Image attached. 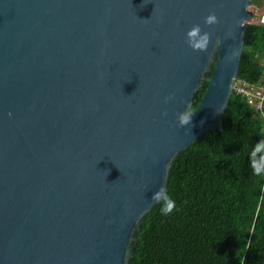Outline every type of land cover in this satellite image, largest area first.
<instances>
[{
  "label": "water",
  "instance_id": "water-1",
  "mask_svg": "<svg viewBox=\"0 0 264 264\" xmlns=\"http://www.w3.org/2000/svg\"><path fill=\"white\" fill-rule=\"evenodd\" d=\"M252 4L0 0V264H129L174 160L223 130Z\"/></svg>",
  "mask_w": 264,
  "mask_h": 264
},
{
  "label": "trees",
  "instance_id": "trees-1",
  "mask_svg": "<svg viewBox=\"0 0 264 264\" xmlns=\"http://www.w3.org/2000/svg\"><path fill=\"white\" fill-rule=\"evenodd\" d=\"M239 78L264 84V25L246 28ZM168 198L174 207L164 214ZM135 237L129 264H264V101L258 108L233 88L223 130L179 153L166 193Z\"/></svg>",
  "mask_w": 264,
  "mask_h": 264
},
{
  "label": "built area",
  "instance_id": "built-area-1",
  "mask_svg": "<svg viewBox=\"0 0 264 264\" xmlns=\"http://www.w3.org/2000/svg\"><path fill=\"white\" fill-rule=\"evenodd\" d=\"M254 23L264 24V0H259L251 6ZM233 88L248 98L251 103H256V107H261L264 101V84L257 86L248 83L245 79H237L233 83Z\"/></svg>",
  "mask_w": 264,
  "mask_h": 264
},
{
  "label": "clouds",
  "instance_id": "clouds-1",
  "mask_svg": "<svg viewBox=\"0 0 264 264\" xmlns=\"http://www.w3.org/2000/svg\"><path fill=\"white\" fill-rule=\"evenodd\" d=\"M252 15H253V12H252ZM253 21H254V17L251 18V21H249V23H254ZM255 24H257V23H255ZM260 25H264V24H260ZM206 43H207V36H204V37L201 38L199 47L203 48ZM236 79H237V77L235 78V80ZM187 119H188V117H184L183 118V122H187ZM173 207H174V201H172L170 198H168V200L165 203V206L162 209V211L164 212V214H168L170 211H172Z\"/></svg>",
  "mask_w": 264,
  "mask_h": 264
},
{
  "label": "bare ground",
  "instance_id": "bare-ground-1",
  "mask_svg": "<svg viewBox=\"0 0 264 264\" xmlns=\"http://www.w3.org/2000/svg\"><path fill=\"white\" fill-rule=\"evenodd\" d=\"M258 1H259V0H258ZM253 4H255L254 1H253ZM253 4H252V5H253Z\"/></svg>",
  "mask_w": 264,
  "mask_h": 264
},
{
  "label": "rangeland",
  "instance_id": "rangeland-1",
  "mask_svg": "<svg viewBox=\"0 0 264 264\" xmlns=\"http://www.w3.org/2000/svg\"><path fill=\"white\" fill-rule=\"evenodd\" d=\"M252 17H253V15H252ZM250 21H251V19H250Z\"/></svg>",
  "mask_w": 264,
  "mask_h": 264
}]
</instances>
